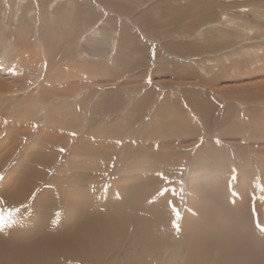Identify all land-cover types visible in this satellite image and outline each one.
I'll use <instances>...</instances> for the list:
<instances>
[{
	"label": "rangeland",
	"instance_id": "rangeland-1",
	"mask_svg": "<svg viewBox=\"0 0 264 264\" xmlns=\"http://www.w3.org/2000/svg\"><path fill=\"white\" fill-rule=\"evenodd\" d=\"M120 198L138 228L86 264H212L239 235L199 219L252 205L264 236V0H0V230L65 235Z\"/></svg>",
	"mask_w": 264,
	"mask_h": 264
},
{
	"label": "bare ground",
	"instance_id": "bare-ground-1",
	"mask_svg": "<svg viewBox=\"0 0 264 264\" xmlns=\"http://www.w3.org/2000/svg\"><path fill=\"white\" fill-rule=\"evenodd\" d=\"M52 89H53V87H52ZM17 116H19V115H17ZM35 169H37V166H35ZM28 174L29 173H27V175ZM30 176H28V178ZM36 177H37V175H36ZM30 178H32V177H30ZM30 183L26 181V183H24V185L27 184V188H28ZM21 189H22L21 192H23V188L20 187V190ZM29 189H31V187ZM76 190H77V188H76ZM15 193H17V191ZM46 193H47V191H46ZM52 193H54V195L58 196V197H60V195H61L60 194L61 192H59L58 190L57 191L54 190ZM45 194L40 196L39 199H37L38 197L33 198L34 204H36V202H37V204L40 206V208H44V209H46L49 205L53 204L52 200H50V199H48V200L42 199L45 196ZM23 196H25V195H23ZM16 198H18V197H16L15 195H12L11 200L8 199V201H5V204H7L8 207L16 205L19 202ZM26 198H28V197H26ZM26 198L24 199V201L27 200ZM61 198H62V195H61ZM56 199H57V197H56ZM110 199H112V198H110ZM120 199H121L119 202L120 204L117 206L118 210H117L116 206L114 208H113V206H103V207H106L105 209H101L102 207H97V208L91 207V208L83 209L82 210V214L84 215L83 219L80 220L78 223H75L74 225H70V226L68 225V227H67L68 233L65 235H64V232H62L61 228L60 227L58 228V226H57L58 224L57 223L53 224V222H52V223H50L49 227L46 228L48 231H51L50 233L44 234L45 233L44 232L43 234H40L41 232H39V234L37 236H35V237H37L35 239L30 238L32 236H29L28 238H25V239L23 236H21V240H17L16 236H17V234H21V232L18 231V233H17L15 230H11L13 228L9 227V229H8L7 226H3L2 229L0 230V233H1L0 237L4 236V238L3 239L1 238L0 240H4V241L7 240V242L5 241L6 244H8L9 241L13 242V240H17L18 246L17 247L13 246V247H15L14 251L10 249L11 251H13V253L11 252L12 254L8 257L7 255L3 254V252L5 253L4 250H3V252L1 251V244L2 243L0 242V258H1V260L4 262L10 261L12 264H67L66 262H69L70 264H72L71 262H75V261H73V259L77 258L76 260L77 261L80 260L81 263H85V264L91 263V262L96 263L97 261H99V259L97 258L98 255L95 253L96 254V255H94L95 259H93L94 256L91 258L90 254H87L88 253L87 251L89 248H92V247H94V250L97 252H98V250H100V252H98V253L110 251L111 248L109 249V247H108V250H104L102 247L103 244L101 245V240L105 234H107V233L112 234L111 239H112V242H114V244H113L114 246L112 245V247H115V245H117L120 242V241L115 242L116 241L115 229L119 230V229H122V227L123 228L125 227V229H130L128 227H131V225H134L138 228L137 220L132 218V212L133 211H132L131 207L125 205L123 198H120ZM19 200L21 202V199H19ZM65 201H66V199H65ZM33 202L30 205H34ZM101 202H103V201H101ZM86 203H88V202H86ZM86 203H85V205H86ZM18 205H20V204H18ZM73 205H75V204H73ZM93 205H95V204H93ZM122 205H124V206H122ZM237 205L238 206H236V209L242 210L243 207H246V206L240 207L238 203H237ZM66 206H64V207H66ZM252 206H251V208L246 207L245 209H243L242 210L243 213H237L236 210L234 212V207H232V206H231V210L234 212L233 214H229L226 211L224 213L219 211L225 215L224 218H226V220H224L222 218L217 219V218H215V216L213 218H208L207 220H205V218L199 219V220L204 222V225H205L206 230H207V234H214V229L218 230V234L213 239H217L218 237L223 235L229 228L231 229V227H234L236 233L239 235V236L234 235V236H230V237L232 239H234L236 242H240L241 246L235 245V246H237L238 249H233V247H232L230 249V252L226 251V249H224V248H218L217 250L219 251L220 257L215 258L214 261L211 262L212 264H228V262L232 263V261H234L236 264H257L258 262L261 261L260 253H261V251H264V242H263L264 236L257 234L256 236L253 237V235H249V233L247 234L245 232V231H247L246 230L247 226L250 227L255 223V221L257 222L256 215L251 216V214H254V213L257 214V211ZM76 207H77V205H76ZM143 207H145V206H142L138 210V212L140 210H142ZM19 209H21V208H19ZM66 209H68V208H66ZM48 210H50V208ZM215 213H217V212H215ZM65 216H66V214H65ZM145 220H148V218H145V217L141 218L140 221H145ZM244 220L247 223H245ZM76 222H77V220H76ZM239 226L241 228L243 227V230H245V231H243V230L241 231L239 229ZM45 227H47V226H45ZM31 229H28L29 231L28 230L27 231L31 232L32 231ZM56 231H60V236L55 235ZM140 238H142V235L140 233H137L136 238H134V239H140ZM111 239H109V240H111ZM12 242H11V245H12ZM107 242H109V241H107ZM15 243H16V241H15ZM15 243L13 245H15ZM22 243H25V244H22ZM23 247L26 250L24 249V251H22L21 249ZM144 247L150 248L148 246H144ZM189 248H190V246H189ZM10 250H9V252H10ZM116 250H119V248L117 247ZM191 250H188V253H184L185 255H187V256H185V255L184 256L188 257L185 260H183V261H185L184 264H199L201 261L200 256H198L196 253L193 252V250L192 251ZM21 252H23V253H21ZM24 253H26V255L28 256L27 260H23L21 257V255ZM105 262H107V261H105Z\"/></svg>",
	"mask_w": 264,
	"mask_h": 264
},
{
	"label": "snow or ice",
	"instance_id": "snow-or-ice-1",
	"mask_svg": "<svg viewBox=\"0 0 264 264\" xmlns=\"http://www.w3.org/2000/svg\"><path fill=\"white\" fill-rule=\"evenodd\" d=\"M177 215H178V213H177Z\"/></svg>",
	"mask_w": 264,
	"mask_h": 264
}]
</instances>
